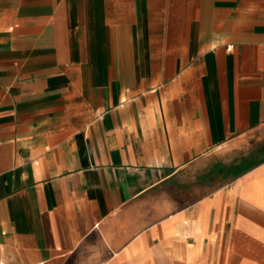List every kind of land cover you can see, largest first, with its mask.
Instances as JSON below:
<instances>
[{
    "label": "crops",
    "instance_id": "0c3cea01",
    "mask_svg": "<svg viewBox=\"0 0 264 264\" xmlns=\"http://www.w3.org/2000/svg\"><path fill=\"white\" fill-rule=\"evenodd\" d=\"M0 263L264 264V0H0Z\"/></svg>",
    "mask_w": 264,
    "mask_h": 264
},
{
    "label": "rangeland",
    "instance_id": "374dc122",
    "mask_svg": "<svg viewBox=\"0 0 264 264\" xmlns=\"http://www.w3.org/2000/svg\"><path fill=\"white\" fill-rule=\"evenodd\" d=\"M261 151V150H260ZM260 153H262V152H260Z\"/></svg>",
    "mask_w": 264,
    "mask_h": 264
},
{
    "label": "built area",
    "instance_id": "2783aa9c",
    "mask_svg": "<svg viewBox=\"0 0 264 264\" xmlns=\"http://www.w3.org/2000/svg\"><path fill=\"white\" fill-rule=\"evenodd\" d=\"M0 264H2V263H0Z\"/></svg>",
    "mask_w": 264,
    "mask_h": 264
}]
</instances>
